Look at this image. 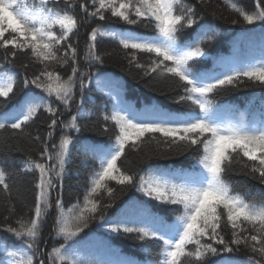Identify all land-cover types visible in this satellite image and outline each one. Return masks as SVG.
Segmentation results:
<instances>
[{
    "label": "snow or ice",
    "instance_id": "obj_1",
    "mask_svg": "<svg viewBox=\"0 0 264 264\" xmlns=\"http://www.w3.org/2000/svg\"><path fill=\"white\" fill-rule=\"evenodd\" d=\"M207 2L0 0V264H141L101 258L109 248L95 243L101 231L149 253L156 243V258L143 264H264V202L235 191L231 179L264 186V97L258 114L239 116L216 99L264 89V0L251 10L222 0L232 25L259 29V55L229 61L207 51L219 19L197 10ZM105 39L142 79L169 80L168 98L181 107L125 101L123 85L99 70ZM93 88L111 101L95 121L84 109ZM42 115L43 132L35 126ZM90 131L107 141L84 135ZM12 153L31 177L26 190L7 170ZM74 153L87 176L83 198L71 202L63 192ZM129 154L139 157L135 170L118 163ZM180 156L193 162L177 165Z\"/></svg>",
    "mask_w": 264,
    "mask_h": 264
},
{
    "label": "trees",
    "instance_id": "obj_2",
    "mask_svg": "<svg viewBox=\"0 0 264 264\" xmlns=\"http://www.w3.org/2000/svg\"><path fill=\"white\" fill-rule=\"evenodd\" d=\"M187 2L191 3L192 0H187ZM242 3L247 10H251L253 7V0H242ZM197 10L201 12V14L207 13L205 15V19L209 21H213V16L211 13H215L216 16L219 17V19H215L214 21L218 35L216 36L215 41L207 47L208 52L214 53L217 50H223L233 35L254 28V26L244 24L232 25L231 19L233 18V14L226 6L223 5L222 0H208L205 5H198ZM139 31L146 32L148 30L141 28ZM98 51L104 57V64L100 66L99 70L113 72L114 74L123 78L125 90H123L121 94L126 100L137 103L144 102L148 105H159L163 102L172 108L181 107L174 105L168 98L170 95V89L172 87L169 80L162 76H156L155 74L153 75V78L142 79L138 75V70L135 67L130 68L127 62L123 59L124 53L119 49L118 45H116L114 41L107 39L103 40L98 47ZM93 69L97 70L96 68ZM262 97H264V89L256 86H249L239 91H231L228 94L217 97L216 99L217 103H220L227 108L232 104H237L245 107L246 111L250 113L258 114ZM108 100L109 98L104 93L97 92L95 88H93L92 92L86 94L84 109L85 111H91L93 113V121H95L96 115L99 113L110 110L111 105L108 104V108L106 106L107 103H111ZM45 118L46 116L42 115L36 121L35 126L39 127L41 132H43L46 128V125L42 123ZM84 135L94 138L98 141H107V136L98 132H85ZM154 147L155 146L152 145L151 147L146 148L145 151L151 152ZM22 159L23 156L20 153H12V158L7 162V170L15 174L13 176V180L18 186L21 187V190L23 191L29 188L27 182L31 179V177L22 172L20 164ZM81 160L82 157H80L79 154L74 153L73 162L69 169L72 174L66 175L64 179L63 195L65 201L75 202L77 197L80 199L83 198L87 169L84 168ZM138 161L139 157L137 155L129 154L126 159H123L118 163H122L124 167L135 170L138 166ZM192 162L193 161L188 160L184 156L175 158V163L177 165L183 163L186 166ZM91 166L92 165L89 164L88 167L90 168ZM76 169H79L81 172L80 176L75 175ZM231 179L236 182L235 191L249 193L246 198L250 201L264 202V186L259 185L256 181H253L243 175L233 174ZM113 186L115 185L113 184ZM131 194L132 193L127 192L122 198L125 199ZM17 207L22 211H27V209L22 208V206L19 204ZM2 218L3 212L0 210V222H2ZM48 230L49 229L46 227L43 239L50 247L52 241L48 235ZM105 240H107L109 248L102 252L101 258H104L103 255L107 256L108 258L110 257V259L130 258L143 264L145 261L154 260L156 258L155 253L159 250V246L154 242H148L147 244V247L151 249V253H149L142 250V246L139 242H134L122 237L108 239L102 234V231L96 233V244H100V242ZM41 247H43V244Z\"/></svg>",
    "mask_w": 264,
    "mask_h": 264
}]
</instances>
